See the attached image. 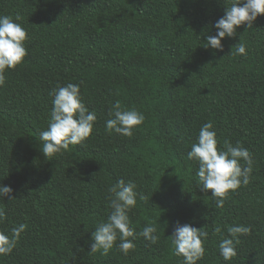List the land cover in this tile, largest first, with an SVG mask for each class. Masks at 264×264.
Masks as SVG:
<instances>
[{"label": "trees", "instance_id": "trees-1", "mask_svg": "<svg viewBox=\"0 0 264 264\" xmlns=\"http://www.w3.org/2000/svg\"><path fill=\"white\" fill-rule=\"evenodd\" d=\"M229 4L0 0V15L19 16L28 32L26 57L6 70L0 87V185L15 199L0 200L7 217L0 231L27 228L0 264H184L170 239L184 224L209 233L197 264H264V16L222 40V52L205 48ZM237 43L246 55L236 54ZM68 83L80 85L96 112L93 132L68 151L43 156L50 93ZM117 101L145 116L131 137L106 130ZM209 121L218 148L239 143L253 159L249 183L229 192L223 208L197 187L198 163L187 156ZM120 179L148 198L138 197L129 212L132 227L140 232L155 221L160 240L137 236L126 255L115 246L90 252L92 232L111 211L107 189ZM232 225L252 231L225 262L218 245Z\"/></svg>", "mask_w": 264, "mask_h": 264}, {"label": "clouds", "instance_id": "clouds-1", "mask_svg": "<svg viewBox=\"0 0 264 264\" xmlns=\"http://www.w3.org/2000/svg\"><path fill=\"white\" fill-rule=\"evenodd\" d=\"M258 16H264V0H230L229 6H225L224 15L214 24L216 34L206 35L204 47L222 52V40L236 36L241 25L252 29ZM20 19L19 16L13 19L0 15V87L6 82V70L15 69L27 55L24 43L28 32L17 22ZM234 47L236 54H247L244 43H237ZM50 95L53 97L50 120L47 130L42 131L39 137L43 156L47 157L83 143L93 132L97 120L96 112L90 111L83 102L79 84L68 83L57 87ZM109 116L111 118L105 122L106 130L124 137H131L133 130L145 120L142 112L124 109L119 101L112 105ZM213 129L212 122L203 124L187 156L198 163L197 187L204 192L210 191L216 207L223 208L229 192L249 183L253 159L250 151L239 143L234 146L224 141L223 148H218L217 133ZM136 189L135 182H125L123 179L108 187L107 199L111 211L107 220L100 222L92 232L90 252L103 250L107 254L115 246L126 255L135 249L133 241L137 236L153 245L160 240L155 221L146 224L140 232L132 227L129 212L136 208L138 197L140 200L148 199ZM12 193L10 186L0 185V200L4 197L15 200ZM6 218L5 208L0 205V222ZM26 228L27 224L21 223L13 227L10 233L0 231V256L12 253ZM226 231L228 235L221 239L218 247L219 255L229 262L237 256L239 237L250 234L252 229L250 226L232 225L227 226ZM214 234H221V228L215 227ZM208 236L205 226L197 229L191 224H184L176 227L170 239L175 255L182 256L184 264H197L205 255L204 244Z\"/></svg>", "mask_w": 264, "mask_h": 264}]
</instances>
